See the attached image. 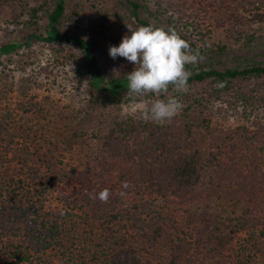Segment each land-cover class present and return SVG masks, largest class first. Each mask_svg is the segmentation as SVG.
I'll return each mask as SVG.
<instances>
[{"label":"trees","instance_id":"1","mask_svg":"<svg viewBox=\"0 0 264 264\" xmlns=\"http://www.w3.org/2000/svg\"><path fill=\"white\" fill-rule=\"evenodd\" d=\"M149 25L174 28L203 58L186 65L185 91L149 93L183 105L163 122L122 113V99L149 94L127 95L135 65L109 55ZM1 28L0 264H264V64L203 61L264 43V0H0ZM38 41L48 74L79 65L82 50L90 100L10 106L5 62L31 68ZM236 115L238 126L221 121Z\"/></svg>","mask_w":264,"mask_h":264},{"label":"clouds","instance_id":"2","mask_svg":"<svg viewBox=\"0 0 264 264\" xmlns=\"http://www.w3.org/2000/svg\"><path fill=\"white\" fill-rule=\"evenodd\" d=\"M128 29L131 35L123 36L119 46L109 48L112 59L119 56L135 65L126 76L127 95L144 97L149 93L167 94L170 85L177 92L185 91L191 76L186 65L202 60L200 54H193L189 43L174 28L149 25ZM182 108V103L175 97L157 99L150 106L144 104L142 116L145 120L163 122L172 119ZM109 196V190L103 189L98 199L106 203Z\"/></svg>","mask_w":264,"mask_h":264},{"label":"rangeland","instance_id":"3","mask_svg":"<svg viewBox=\"0 0 264 264\" xmlns=\"http://www.w3.org/2000/svg\"><path fill=\"white\" fill-rule=\"evenodd\" d=\"M222 15L224 17L223 19H225V14L222 13ZM217 19L223 20L220 17ZM2 31L3 29L1 28L0 40L2 39ZM221 33L216 36L215 41L218 42L220 40ZM242 43L243 41L237 43L236 46H230L229 49L223 53L208 55L203 61L221 71L229 68H243L246 65L264 64V43H262L261 40L256 44L250 45ZM34 49L37 54L32 59L31 68L26 69V71L20 70V66L15 62H5L7 72H11L12 81L17 89L10 99V106L17 110H23L25 108V100L30 95H38L40 99L50 96L64 105L74 106H80L82 103L91 99L89 81H87L88 79L85 76L88 72V67L83 61V53L79 47L76 46L75 50L80 57L81 63L79 65L73 63L68 64L65 68L56 69L52 74L41 72L40 69V67L52 61L50 47L45 43L38 41ZM160 95L156 94L157 98L160 97ZM167 96H169V98L171 97L170 95ZM157 98H153L152 95L149 94V96L143 98L142 101L137 103H128L125 102V99H122V113L135 115L138 112H143L144 104L147 103L149 105L151 102L157 100ZM226 106L227 104H223V107L226 108ZM218 120L220 121L221 118ZM221 121H225L226 125L231 126H238L243 123V119L240 115L229 116L227 119ZM76 158L77 155L73 157V160H76ZM60 193L61 190L54 189V191L47 194L50 198V203L55 207L60 204V198L58 197Z\"/></svg>","mask_w":264,"mask_h":264}]
</instances>
